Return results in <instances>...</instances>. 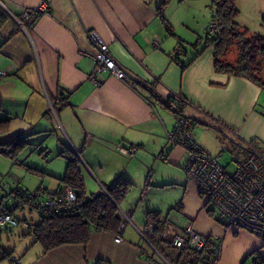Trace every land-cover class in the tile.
I'll use <instances>...</instances> for the list:
<instances>
[{"label": "crops", "instance_id": "crops-1", "mask_svg": "<svg viewBox=\"0 0 264 264\" xmlns=\"http://www.w3.org/2000/svg\"><path fill=\"white\" fill-rule=\"evenodd\" d=\"M4 1L0 4L7 16L0 28V72L4 73L0 77V118L13 119L4 140L38 131L35 138L47 140L45 136L62 133L69 146L80 153L84 162L81 169L90 171L89 178L82 171L85 191L89 186L98 192L118 177L131 181L132 188L138 176L145 177L146 187L152 177L155 181L163 178L166 167L186 175V150L167 138L175 123L169 99L185 101L182 110L194 121L193 127L215 126L211 127L215 138L221 134L238 144L254 139L264 143V91L248 79L214 70L213 48L205 46L199 34L212 16V10L209 17L201 5L203 0ZM42 3L49 8L40 12L33 24H22L16 18ZM251 6V29L264 36L259 32L264 30V0H252ZM167 26L173 34L167 33ZM90 33L107 44L117 65L127 73L124 79L108 71L92 73L96 49ZM179 47L184 51L178 56L182 64L190 60L183 68L175 57ZM149 90L167 105L151 97ZM14 120H19V129L13 126ZM204 132L199 130L198 138L192 133L195 143L215 155L209 149L211 144L200 139ZM64 145L65 141L54 148L59 153ZM49 148L46 146L51 152ZM124 148L133 151L126 153ZM183 181L178 201L183 215L199 235L220 239L221 251L214 264H242L251 249L264 247L254 235L251 244L248 231L208 221L199 211L205 210V204L199 200L196 187L188 178ZM125 199L119 207L124 223L119 242L114 233L92 232L86 245H62L42 253L32 241L20 259L14 257L18 264H96L98 259L110 264H168L148 244L149 235L141 233L153 225L146 222L148 211H139L134 217V210L129 209L133 198ZM237 230H243V242L235 251L233 235Z\"/></svg>", "mask_w": 264, "mask_h": 264}, {"label": "trees", "instance_id": "trees-1", "mask_svg": "<svg viewBox=\"0 0 264 264\" xmlns=\"http://www.w3.org/2000/svg\"><path fill=\"white\" fill-rule=\"evenodd\" d=\"M1 1L5 3L4 0ZM210 1L211 18L215 19L217 28L214 33H209L205 29V46L213 48L214 70L227 76L248 79L264 91V36L252 31L250 32L247 27L237 21L239 10L236 6V0ZM162 6L163 4L158 7L159 13H161ZM1 11L0 28L4 25L7 18L6 14ZM16 18L21 21L20 23L23 22L21 13L17 14ZM29 24H33V21H30ZM167 33L173 34L169 26H167ZM195 43H190V45L195 46ZM177 49H181V52H176L175 57L179 59L183 68L190 60L182 64V60L178 56L184 53V51H182L181 47ZM137 84L145 90L148 89L139 82ZM149 94L162 106L167 105L166 101L164 102L159 97H156L152 91L149 90ZM2 111L3 101L0 92V112ZM184 115L186 116V114ZM186 117L191 121V127L193 128L194 121L190 117ZM11 121V117L0 118V136L6 132V128ZM209 126L216 129L215 126ZM36 133L40 132L26 135L17 134L7 140H0V153L16 160L14 156L25 149L27 138ZM254 142L255 140L252 141V143ZM239 150L243 154L247 153L241 144H237L235 153L237 154ZM38 153L45 156L47 151L46 149H38ZM58 156L64 158L66 164L64 173L61 176L54 177L58 182V187L54 192H46L44 188L42 191H45L51 198L61 197L63 195V188L67 187L74 194V200L69 205L59 203L45 204L36 208L29 207L30 212L34 211L37 214L36 218H23L19 220L15 217L18 223L17 226L22 222L27 228V232L23 236L26 234L32 237L33 244H38L42 249V253H46L62 245H86L92 232L106 231L116 235L119 234V227L123 223L119 207L120 203L129 194L132 182L118 177L111 184L102 185L100 191L86 194L80 153L68 145L63 146ZM27 194L26 190L17 187L7 194L0 195V198L6 196L12 200L15 199L18 202L17 209L19 208L22 211L25 208L24 200ZM177 210H180V202L177 203ZM12 213L14 215L13 211ZM145 215L146 222L153 223L152 233L147 237L148 244L168 264H214L217 260L216 243L211 236L206 237L205 246L201 250L175 248L171 244L174 234L170 235L168 232L167 216L158 210L148 211ZM210 215L212 216V214ZM11 228L12 230L14 229V227ZM2 230L7 232L12 231L8 230L7 227L6 229L0 228V232ZM256 251L257 256L253 262L264 264V255H261L258 249ZM248 256H251V254ZM4 259L8 260L9 264H18L17 258L12 255L11 251H3L0 260ZM244 260L242 264H244ZM96 264L110 263L108 260L98 259Z\"/></svg>", "mask_w": 264, "mask_h": 264}, {"label": "built area", "instance_id": "built-area-1", "mask_svg": "<svg viewBox=\"0 0 264 264\" xmlns=\"http://www.w3.org/2000/svg\"><path fill=\"white\" fill-rule=\"evenodd\" d=\"M0 4H3L1 0ZM48 8V4L42 3L35 9L23 11L22 23H29L36 15ZM216 28V21L211 18L206 29L209 33H214ZM89 37L96 49L92 73L108 71L118 79H124L127 73L117 65L107 44L98 39L94 33H90ZM176 52H180V49ZM3 75L4 73L0 72V77ZM95 80L92 77L94 83H96ZM184 102L181 98L168 101V106L175 112L176 118L167 138L170 143L182 146L186 150L188 158L184 170L188 180L196 187L204 201L205 210L212 214L213 218L219 220L225 228L248 231L264 244V143L260 141L243 143L242 147L247 153L240 155L238 160H233L236 166L229 170L220 163V155H212L195 143L191 121L184 115L181 108ZM123 151L132 152L133 148H124ZM41 194L47 197L40 200ZM73 200L74 194L66 187L63 188L61 197L51 198L40 189L35 193H28L24 201L30 207L36 208L45 204L69 205ZM13 206H16L15 209L18 207L15 199L12 200L6 196L0 199L1 229L7 227L8 230H12L11 227L17 226V219L12 213ZM123 226L124 223L119 230ZM146 228L141 230L143 236L152 233L153 225H148ZM212 238L216 243V257H218L221 251L220 239ZM114 240L119 242L120 235L117 234ZM205 240L206 237L199 235L192 225H188L174 233L171 244L175 248L201 250L205 246Z\"/></svg>", "mask_w": 264, "mask_h": 264}, {"label": "rangeland", "instance_id": "rangeland-1", "mask_svg": "<svg viewBox=\"0 0 264 264\" xmlns=\"http://www.w3.org/2000/svg\"><path fill=\"white\" fill-rule=\"evenodd\" d=\"M251 2L252 0H236V6L239 10L237 21L241 24L246 25L250 32H255L253 29H251V10L253 9L251 6ZM193 3L194 2H191V5ZM200 3L202 6L205 5L206 12L209 14L210 17L211 1L203 0L200 1ZM205 31L203 29L201 33H199L202 35L201 37L203 40H205L206 36ZM259 32L264 34V30H260ZM11 114L15 115L16 113L11 111ZM21 116L22 115H19L20 119ZM18 121L19 120L13 121V126H15L17 129H19L18 125H20ZM201 129L202 131L206 132L201 134L200 139L202 140L203 138L205 141L211 144L209 146V149L215 154L220 155V163L223 166H226L229 170L235 168L236 164L234 163V161L238 160V158L241 157L240 155L243 154L241 150H239L237 154L235 153L238 143L233 139L221 136V134L219 135V137L215 138L214 131L211 127L201 128V125L197 124L192 128V133L194 137H199L198 131ZM38 136L39 134H35L27 138V146L25 147V149L21 152H18L16 156H14L16 157V160H13L12 158H9L8 156H5L4 154L0 153V195L4 193L7 194L8 192L17 187L26 190L28 193H35L41 188H45L47 190L46 192H50L54 190L55 187H58V184L55 181L54 177L61 176L63 174L62 172H64V167L66 164L65 159H62L57 155L58 151L54 147L60 146V143H64V141L67 146L69 144L66 141L65 137L62 135V133H58V137L55 134H53L52 136H45L48 137L47 140H45L44 137L35 138ZM5 138V135L0 136V139ZM254 140L261 142V140L259 139ZM46 146L50 147L49 149L51 150V152L46 150L47 156L44 157V155H40L38 153V149L39 147L40 149H46ZM83 163L84 162L82 160V167L84 165ZM82 171L85 175H88L89 178L90 171L86 169H82ZM144 178L145 177L142 178L138 176L137 181H135L136 183L133 182L134 186L125 199L128 200L131 197L133 198L132 207H130L129 209L134 210V217L139 216V211H142V213L144 212L145 214V212L149 210H158L163 215L167 216L166 219L168 222V232L172 230L174 231V229L177 228H184L190 225L189 219L185 215H183L182 211L177 210V208H175V205L178 203L181 196L183 195L182 185L184 183L181 182L183 180V182H185L187 179L184 172L182 170H176V168L173 169L166 167L163 178L161 177L157 181H155L152 177L146 187L144 184ZM92 181L93 183L97 184L94 179ZM180 184H182L181 187ZM89 188V186H86V194L96 192V190H90ZM144 190L145 192H143ZM46 197L47 195L41 194L39 199L44 200ZM199 200H202L201 197H199ZM14 207L16 208V206L12 207L14 210V217L19 220L23 218L37 217V214L34 211H29L30 206L27 205L26 202L25 208L22 211L19 208L16 210ZM199 211L200 213L202 212V214L206 217L208 221L214 224L217 223V226L222 227V224L218 222L219 220L216 221L206 210L199 209ZM213 216L216 217L215 215ZM237 231L238 234L233 235L234 239H236L234 244L235 251H238L237 249L240 248L243 242L242 240H240V233L243 232V230ZM26 232L27 228L25 225H23L22 222H20L17 227H14L11 233L12 235H10V232L2 230L0 232V258L3 255V251H11L13 256L20 259L22 257V253H24L23 250L25 246L27 244V246H29L30 242L33 241L32 237L28 238V235L26 234L23 236V234ZM245 233L248 234V232ZM253 240L254 237L251 234V244L253 243ZM261 251H264V247L259 248L258 252L260 254ZM256 254L257 251L255 249H251V256H248L243 263L256 264L253 262L254 258H256L257 256ZM0 264H8V261L6 259L0 260Z\"/></svg>", "mask_w": 264, "mask_h": 264}]
</instances>
